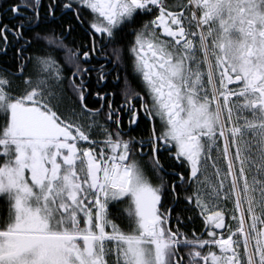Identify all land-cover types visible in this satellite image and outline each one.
<instances>
[{"label": "snow or ice", "instance_id": "snow-or-ice-1", "mask_svg": "<svg viewBox=\"0 0 264 264\" xmlns=\"http://www.w3.org/2000/svg\"><path fill=\"white\" fill-rule=\"evenodd\" d=\"M0 65V264H264V0H12ZM93 73L123 103L90 109ZM162 152L195 184L199 235L136 159L161 173Z\"/></svg>", "mask_w": 264, "mask_h": 264}, {"label": "flooded vegetation", "instance_id": "flooded-vegetation-1", "mask_svg": "<svg viewBox=\"0 0 264 264\" xmlns=\"http://www.w3.org/2000/svg\"><path fill=\"white\" fill-rule=\"evenodd\" d=\"M87 15V13L85 14ZM152 17H143V21H147L149 19H151ZM131 29L128 30V33H130ZM81 39V37L79 35H77L76 33H73V35L71 37H68L64 43L65 45H67L70 48H75V44H73V40L76 41V44L79 43V40ZM133 40V37L130 34H125L124 40H123V44L121 45L122 47L125 48V58L126 60L129 62V64L131 63V57L130 54L127 52V47L130 45V42ZM108 54H111V47H109L108 49ZM29 55H33V56H40L43 55V53L41 52H33V53H29ZM64 53L63 52H55L54 56L56 58H62L64 57ZM12 54L11 52L9 53V56L5 59H7L8 63L11 64L12 63ZM60 63L62 65L65 64V60L64 59H60ZM0 67H4V65H0ZM13 71H15V68L12 69ZM28 72L31 73L32 72V65H29V69ZM64 75H70V73L65 72ZM96 73H93V83H92V91H93V96L89 97L88 100V107L90 109H95L100 107V104L96 101V97H95V92L96 91H101V92H119L120 94L116 95L115 100L117 104H121L123 103V91H124V83L123 81H121L119 87L116 86L115 81H112L111 83H109L107 85V87H104L103 85H98L95 82V77H96ZM123 75V74H122ZM128 82L131 85L132 88H134L136 91H140L141 89L139 88L138 84L136 83L135 80H133L131 77L128 78ZM16 84L19 85V87L22 89L24 87V85L22 84L21 81H16ZM65 95V102L63 107L66 109H70L75 105V96L71 93V91H66L64 93ZM125 119V132H130V135L132 137H135L136 139H140L142 136L147 138L148 133L145 131V128L147 127V125L145 124V122L142 120L140 123V127L139 128H134V130H131L128 128L127 126V117L124 118ZM156 128L157 130L160 129V123L159 121L156 122ZM128 137L126 136L125 139H127ZM170 154L169 153H161V163L164 165V172L161 173H153L151 171V161L149 160V158L147 156L140 158V157H136V159L141 160L143 162L146 163V173L149 176L150 180L153 182L154 185H158L159 184V180H158V176H162L163 177V181H164V194H163V200H162V204L163 207L161 209V211H163L164 209H174L173 212V220H172V227L175 228L176 227V219L175 216L176 215H180L181 220L183 221V225L181 227V231L185 232L188 234L189 238L192 237L193 232L191 230V225L193 224V217L190 216V214H188V216H183V213L186 212V210L190 211V207L194 206L193 204H189L186 201V197L189 195L193 194V188H195V184H193V188H189L187 183H183L179 180H177V178L175 176H170L167 175L166 173H172V172H184L185 175H187V172L185 171V168H181L178 167V163L176 161H173L171 159L168 158ZM213 155L215 156L216 153H213ZM212 174V170L209 169V175L211 176ZM171 183H176L178 185H181L176 193H173L171 191ZM178 197V199H177ZM196 211L198 212V220L200 221V223H202V229L201 231L195 232L197 235L201 234L202 232L205 231V226L203 224V218L199 216V210L196 209ZM188 217H191V219H187ZM197 218V217H196ZM187 251V250H185Z\"/></svg>", "mask_w": 264, "mask_h": 264}, {"label": "trees", "instance_id": "trees-1", "mask_svg": "<svg viewBox=\"0 0 264 264\" xmlns=\"http://www.w3.org/2000/svg\"><path fill=\"white\" fill-rule=\"evenodd\" d=\"M12 2V0H0V9H4L6 10L8 5ZM4 23H15V21H12L10 18H6L4 20ZM125 37V35H124ZM0 123H2V121H0ZM3 203L0 202V214L3 215ZM123 207V206H121ZM188 214H190L191 217H193V221H192V227L191 230L195 231V232H200L202 229V223H200V221L198 220V212L196 211V209L194 208V206L190 207V211L186 210V212L183 213V216H188ZM197 217V218H196Z\"/></svg>", "mask_w": 264, "mask_h": 264}, {"label": "rangeland", "instance_id": "rangeland-1", "mask_svg": "<svg viewBox=\"0 0 264 264\" xmlns=\"http://www.w3.org/2000/svg\"><path fill=\"white\" fill-rule=\"evenodd\" d=\"M220 147H222V142H221V144H220ZM212 175V174H211ZM0 216H2L1 214H0Z\"/></svg>", "mask_w": 264, "mask_h": 264}]
</instances>
